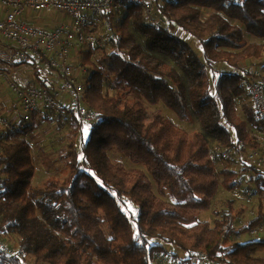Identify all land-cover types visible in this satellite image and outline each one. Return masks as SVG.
<instances>
[{
  "label": "trees",
  "instance_id": "trees-1",
  "mask_svg": "<svg viewBox=\"0 0 264 264\" xmlns=\"http://www.w3.org/2000/svg\"><path fill=\"white\" fill-rule=\"evenodd\" d=\"M152 6L156 25L140 6L119 5L109 51L79 53L87 71L78 81L80 103L96 118L88 126L60 107L55 123L66 129L59 155L65 177L32 185L34 134L51 119L48 112L17 126L0 114V239L16 244L10 254L0 250V264H155L157 254L168 253L152 240L183 254L179 264L200 253L210 264H264V234L240 239L264 223V171L254 165L263 161L239 167L255 172L251 192L259 199L256 214L247 209L254 217L240 226L246 206L217 203L222 193L240 190V172L214 150L246 156L264 145L257 136L264 121L241 83L253 79L248 67L264 74V0ZM159 103L182 121L195 119L198 131L186 133L148 109ZM111 155L145 172L125 169ZM203 212L212 221L199 222Z\"/></svg>",
  "mask_w": 264,
  "mask_h": 264
},
{
  "label": "built area",
  "instance_id": "built-area-1",
  "mask_svg": "<svg viewBox=\"0 0 264 264\" xmlns=\"http://www.w3.org/2000/svg\"><path fill=\"white\" fill-rule=\"evenodd\" d=\"M130 4L140 6L150 20L152 0H0L3 8H9L5 18L0 20V63L8 70L18 65L39 64L46 71L64 78L60 87L51 90L47 87L23 86L8 75H2L6 80V88L20 110V121H30L31 114L40 109L56 117L60 114V107H66L82 123L89 126L94 122L96 114L81 106V87L76 83L78 73L76 74L71 58L89 49L109 51L107 47L116 39L117 23L116 18L111 16L118 12L119 5ZM24 8L36 13L57 12L66 22L46 32L20 20ZM150 21L154 25L159 22L154 18ZM2 42L8 44V47ZM247 73L253 79H242L241 83L249 93L257 115L264 121V74L255 67H248ZM5 123L0 119V125ZM1 133L2 131V138ZM216 151L222 160L235 162V156L230 153L220 151V148H216ZM259 156L257 152H250L248 159L262 163ZM249 233L253 237L259 236L264 234V227L253 228ZM13 245L11 241L0 239V250L6 254L15 251ZM155 259L160 264H174L173 259L164 253L157 254ZM193 260L191 264H210L202 253Z\"/></svg>",
  "mask_w": 264,
  "mask_h": 264
},
{
  "label": "rangeland",
  "instance_id": "rangeland-1",
  "mask_svg": "<svg viewBox=\"0 0 264 264\" xmlns=\"http://www.w3.org/2000/svg\"><path fill=\"white\" fill-rule=\"evenodd\" d=\"M1 8H3L0 5ZM5 9L7 12L9 10V8H3ZM6 12V14H7ZM155 13L152 11L150 13V17L159 20L155 15ZM6 16V15H5ZM5 18V17H4ZM3 18V19H4ZM2 19V20H3ZM147 19H149L147 17ZM151 20V18H150ZM116 36V34H115ZM108 50L110 49V46L107 47ZM78 54L74 55L77 56ZM76 58V57H75ZM74 59V58H73ZM80 60H76V62H74L73 66L76 68V74L78 75V78L76 80V83L78 86H80L79 82H81V78H83L86 74V68L81 67V69L79 70L78 68L80 67ZM27 67V70L25 71V77L27 78V81L25 83H29L32 86H36V87H42L40 80L35 79V77L32 75L33 71H32V67L30 64L24 66V68ZM43 71H46V69H44V67L42 68ZM78 69V70H77ZM40 71H42L39 68ZM42 71V72H43ZM48 72V71H46ZM59 78V77H58ZM60 79V78H59ZM59 79H55L53 78V80H55L57 82V84L60 83ZM43 81V80H42ZM79 81V82H78ZM2 83V81H1ZM4 86H5V82L3 80ZM60 85V84H59ZM247 102L250 104V100L249 98L247 99ZM149 110H158L161 112V114L163 115V117L168 120L170 123L173 124V126H175L176 128L186 132V133H192L194 131H198L199 127L198 124L196 122L195 119H192L190 121H182L180 119H178V117L169 109H167L166 107H164L161 103L155 105V106H148ZM50 115V114H49ZM51 119L47 118L46 120H42L39 129L35 132V136H38L37 139H34V142L37 143L34 145V151H33V155H34V159L36 162V167H35V175L33 177L32 180V185L33 186H37V185H41L45 179L49 176H56V177H60L63 178L66 176L67 174V170L63 169V165L62 162L60 161V150L63 147L62 146V142H61V137L63 135V133H65V130L61 132L58 130V126L55 123V117L50 116ZM66 128L65 122L62 125V128ZM89 128V127H88ZM54 130H57V134L54 135ZM264 130V127H263ZM60 132V133H59ZM260 133L263 131H259ZM259 133V134H260ZM258 135V134H257ZM264 136V135H263ZM259 138V137H258ZM263 140V139H262ZM213 148L215 146H212ZM220 148V147H217ZM262 149L259 150V155L261 156L262 160H263V164L258 165V164H254L255 161H253L252 163L247 160V156L249 155V153H247L246 156L244 155H239L237 153H232V151H230V154H233V156H237L238 155V163H230L227 162L224 165H226L227 167L234 169V170H238V172H240V176H239V191H236V193L232 194L230 193V195L228 194H224L222 193L221 195H219V197L217 198V203L222 204L223 202H225L226 199H231V200H235L234 204L236 206V208H243V205H245L246 207H248V210H253V212L256 214V210L258 208V196H254L252 195V190H256L255 188V183H254V179L256 178V174L253 171H249L247 173L241 172V168H239L241 165H243V163H245V165L250 164V165H255L256 167H259L258 169L260 171H264V146L261 147ZM221 149V148H220ZM214 150L216 151V147L214 148ZM217 152V151H216ZM218 154V152H217ZM219 156V154H218ZM259 156V158H260ZM112 159L114 162L120 164L121 166H123L125 169H130V170H142L145 172V169L143 168V166L141 165H135L132 164L129 160L122 158L120 155H111ZM250 162V163H248ZM218 167H221V163L218 162L217 164ZM254 166V167H255ZM242 173V174H241ZM150 178V177H149ZM150 181L152 182V180L150 179ZM154 187V184H153ZM247 195V196H246ZM249 195V196H248ZM245 198H248L249 201L247 202L248 199L245 200ZM263 202V209H264V201ZM248 204H250L251 207L247 206ZM132 209V213H133V208L130 207ZM122 210L126 213L127 209L126 207H122ZM264 212V210H263ZM128 214L130 212H127ZM254 213L248 211V214L245 210L244 214L241 215L240 217V226H243L244 224L247 223V221L249 219H252L254 217ZM198 221L199 222H203V221H212V216L209 213H202L199 217H198ZM263 227H264V223H263ZM254 228V227H253ZM251 228V229H253ZM249 229L245 234H243L241 236V241H250V240H257V239H261L258 237H254L250 235L249 231L251 230ZM11 242H13V240H11ZM151 244H157L159 246H161L168 254L170 255H175L177 257L173 258L172 256H170L173 261L174 264H178L177 262H179V260H184V255L179 253L174 247L161 243L159 241L156 240H152L150 242ZM9 246V245H8ZM16 248V244L14 243L13 248ZM194 262V260H192ZM154 263L155 264H160L159 262L156 261V259L154 258ZM191 263V261L189 262ZM28 264V263H27Z\"/></svg>",
  "mask_w": 264,
  "mask_h": 264
},
{
  "label": "crops",
  "instance_id": "crops-1",
  "mask_svg": "<svg viewBox=\"0 0 264 264\" xmlns=\"http://www.w3.org/2000/svg\"><path fill=\"white\" fill-rule=\"evenodd\" d=\"M6 12L7 11L5 9L0 7V20H2L5 17ZM20 20L32 27L41 29L46 32L53 30L56 26H58L62 22H66L65 18L57 12L45 11L42 13H36V12L31 11L28 8L23 9ZM2 43L5 44L4 42ZM5 45L6 47H8V44H5ZM71 59H72L71 63L73 65L74 62H76V60H80V57L78 55L77 56L73 55ZM39 68L43 71L42 66L41 65L37 66V71L40 73V77L43 78V80L45 79V86L47 88L51 90H55L63 84V81L58 78L57 76L58 74L49 72V71L42 72L39 70ZM26 70H27V67L24 68V66H19V65L8 70V68H5L0 63V112H1L0 114H2V116L8 119L9 122L14 126H17L20 123V110L18 108V105L14 102L13 98L11 97L10 91L6 88V85L4 86L3 80L5 83H6V80L4 79L2 75L4 74L8 75L9 78H11L13 81L23 86H31V84L25 83L27 81V78L24 76ZM32 71H33L32 75L35 77V79L39 80L35 76V70L33 68H32ZM53 78H55L56 80L59 79L60 85L57 84V82L53 80ZM36 114L40 118L46 117L45 111H43V109L37 110ZM46 119L47 117L44 120ZM57 133H58L57 130L56 131L54 130L53 134L56 135ZM259 133L260 132L257 131V134H258L257 136L260 137L261 140L263 139L262 142L264 143V136H263L264 131L261 132L260 134ZM37 137L38 136H36L34 139H37ZM34 144H37V143L34 142ZM244 208L248 214V210H247L248 208L246 207ZM191 263L188 262L185 264H191Z\"/></svg>",
  "mask_w": 264,
  "mask_h": 264
},
{
  "label": "snow or ice",
  "instance_id": "snow-or-ice-1",
  "mask_svg": "<svg viewBox=\"0 0 264 264\" xmlns=\"http://www.w3.org/2000/svg\"><path fill=\"white\" fill-rule=\"evenodd\" d=\"M84 133H85V135H87V133H88V128L87 127L84 129ZM81 159H83V156L81 157Z\"/></svg>",
  "mask_w": 264,
  "mask_h": 264
}]
</instances>
